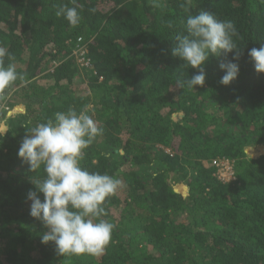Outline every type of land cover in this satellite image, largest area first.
I'll return each mask as SVG.
<instances>
[{
  "label": "trees",
  "instance_id": "16d2710c",
  "mask_svg": "<svg viewBox=\"0 0 264 264\" xmlns=\"http://www.w3.org/2000/svg\"><path fill=\"white\" fill-rule=\"evenodd\" d=\"M157 3L76 0L72 27L55 14L72 0H0L5 64L24 77L0 98V264H264V154L246 151L264 145V73L248 55L264 44V0ZM200 11L233 22L237 48L210 55L192 89L198 69L172 50ZM236 54L239 75L222 85L219 65ZM69 108L103 129L81 166L122 182L104 204L115 229L101 255H58L29 214L27 194L46 174L18 157L21 141ZM219 158L234 179L217 177Z\"/></svg>",
  "mask_w": 264,
  "mask_h": 264
},
{
  "label": "clouds",
  "instance_id": "9594fccd",
  "mask_svg": "<svg viewBox=\"0 0 264 264\" xmlns=\"http://www.w3.org/2000/svg\"><path fill=\"white\" fill-rule=\"evenodd\" d=\"M158 7L157 0H152ZM190 3V0H189ZM60 5L56 16L76 27L81 23L80 6ZM94 11V9L92 10ZM187 35L177 36V46L172 55L184 61V66L198 69L186 81L188 87L203 86L206 73L203 66L210 55L227 56L237 48L234 38L238 36L233 22L219 19L214 13L200 11L189 14L185 23ZM257 73H264V44L248 52ZM5 57H14L0 47V98L18 79L24 77L17 72L14 63L5 64ZM233 55L219 65L224 75L222 85H229L239 75V65ZM183 84L185 82H177ZM103 129L86 110L79 113L72 108L55 113V119L38 123L29 128L21 141L18 157L30 169L43 166L46 174L34 182L36 191L30 190V216L40 220L48 229L41 235V242L54 243L58 255H101L109 245L115 224L104 219L107 215L104 204L121 187V180L113 175L91 172L81 166L80 161ZM39 194H43V199Z\"/></svg>",
  "mask_w": 264,
  "mask_h": 264
},
{
  "label": "built area",
  "instance_id": "2783aa9c",
  "mask_svg": "<svg viewBox=\"0 0 264 264\" xmlns=\"http://www.w3.org/2000/svg\"><path fill=\"white\" fill-rule=\"evenodd\" d=\"M79 62L83 63L84 65H88V59H85L84 53L85 50L79 48ZM213 164L216 167V175L221 181L228 182L234 179V171H233V164L226 158H219L213 161Z\"/></svg>",
  "mask_w": 264,
  "mask_h": 264
},
{
  "label": "rangeland",
  "instance_id": "374dc122",
  "mask_svg": "<svg viewBox=\"0 0 264 264\" xmlns=\"http://www.w3.org/2000/svg\"><path fill=\"white\" fill-rule=\"evenodd\" d=\"M246 151L250 156H258L260 154H264V145L246 147Z\"/></svg>",
  "mask_w": 264,
  "mask_h": 264
}]
</instances>
